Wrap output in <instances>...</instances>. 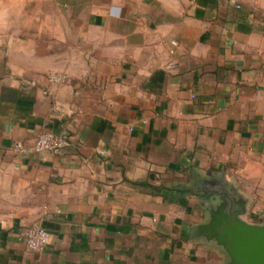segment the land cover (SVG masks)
Returning a JSON list of instances; mask_svg holds the SVG:
<instances>
[{"label":"crops","instance_id":"crops-1","mask_svg":"<svg viewBox=\"0 0 264 264\" xmlns=\"http://www.w3.org/2000/svg\"><path fill=\"white\" fill-rule=\"evenodd\" d=\"M221 186L264 223V0H0V264H228Z\"/></svg>","mask_w":264,"mask_h":264},{"label":"water","instance_id":"water-1","mask_svg":"<svg viewBox=\"0 0 264 264\" xmlns=\"http://www.w3.org/2000/svg\"><path fill=\"white\" fill-rule=\"evenodd\" d=\"M207 222L198 226V235L214 242L227 256L228 264H264V223L249 224L242 219L246 201L221 186L210 191Z\"/></svg>","mask_w":264,"mask_h":264},{"label":"built area","instance_id":"built-area-1","mask_svg":"<svg viewBox=\"0 0 264 264\" xmlns=\"http://www.w3.org/2000/svg\"><path fill=\"white\" fill-rule=\"evenodd\" d=\"M172 46L176 47L177 43L172 42ZM51 81L63 83L65 77L53 76ZM69 145L70 141L66 136L46 131L41 133L32 145H26L23 142H16L12 147V151L15 154L24 156L48 152L58 153ZM19 240L23 241L27 249L30 251L43 252L50 244L51 234L46 228L36 225L26 230Z\"/></svg>","mask_w":264,"mask_h":264},{"label":"trees","instance_id":"trees-1","mask_svg":"<svg viewBox=\"0 0 264 264\" xmlns=\"http://www.w3.org/2000/svg\"><path fill=\"white\" fill-rule=\"evenodd\" d=\"M153 189H155L158 193H160V194H162L164 196H168V197H172L173 194H174V190L168 189V188H165V187H157V188L154 187ZM184 190L185 189L178 191L179 192L178 194H184L185 193Z\"/></svg>","mask_w":264,"mask_h":264}]
</instances>
